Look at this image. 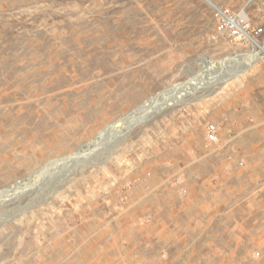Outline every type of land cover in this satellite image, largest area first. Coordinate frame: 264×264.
Listing matches in <instances>:
<instances>
[{
	"label": "rangeland",
	"instance_id": "rangeland-1",
	"mask_svg": "<svg viewBox=\"0 0 264 264\" xmlns=\"http://www.w3.org/2000/svg\"><path fill=\"white\" fill-rule=\"evenodd\" d=\"M211 1L0 0V190L193 79L1 203L0 264H264V0Z\"/></svg>",
	"mask_w": 264,
	"mask_h": 264
},
{
	"label": "bare ground",
	"instance_id": "bare-ground-1",
	"mask_svg": "<svg viewBox=\"0 0 264 264\" xmlns=\"http://www.w3.org/2000/svg\"><path fill=\"white\" fill-rule=\"evenodd\" d=\"M208 1H210L213 4V2L211 0H208ZM259 47L260 48L257 51H255L254 53H251L249 55L250 60H252V61L259 60L262 56H264V45L263 44H259ZM214 63L215 62H212V63L209 64V62L207 63L206 61L203 60V66L212 67V66H214ZM192 83H193V79H191L190 82L185 83V84H177L176 86L173 87V89H171L168 92L162 94L161 97H159V98H151L149 100L148 104L141 106L136 111H133L130 115L125 116L118 123L112 124L109 127L105 126L106 128H104L103 132L100 131L99 132L100 134L97 135L95 138L84 142V146L82 147V149L80 151H76V152H74V153H72L70 155H67V156L56 158L55 160H52L51 162H49L47 165H45V166L39 168L38 170H36L28 178L21 179V180H19L17 182H14L15 184L10 185L9 187H7V188H5L3 190H0V204L5 202V201L11 200L19 192H22V191L26 190V188L35 186L38 182H40V180L45 175H47L48 173L52 172V170H54V168L58 167L59 165H61V164H69L70 165L71 163H74V162L78 161L79 159H81V160L83 159L84 160L88 155H90V153L95 148H97V146H99L101 144L102 141L105 140L106 136H108V138H109V136H110L109 134H111L112 132L120 133L121 129L124 128V126H127L130 123H132L133 120H135V118L140 113L148 111L155 102L160 101V100L167 101L169 97L176 96L185 87H187L188 85H191ZM12 202H15V201H12Z\"/></svg>",
	"mask_w": 264,
	"mask_h": 264
},
{
	"label": "built area",
	"instance_id": "built-area-1",
	"mask_svg": "<svg viewBox=\"0 0 264 264\" xmlns=\"http://www.w3.org/2000/svg\"><path fill=\"white\" fill-rule=\"evenodd\" d=\"M219 20L226 34L234 40H253L262 31V26L255 27L243 9H234L228 5L215 6ZM218 126L211 123L208 128V137L215 141L218 139Z\"/></svg>",
	"mask_w": 264,
	"mask_h": 264
},
{
	"label": "water",
	"instance_id": "water-1",
	"mask_svg": "<svg viewBox=\"0 0 264 264\" xmlns=\"http://www.w3.org/2000/svg\"><path fill=\"white\" fill-rule=\"evenodd\" d=\"M203 60L206 61L207 63L209 62V64L212 63V62H211L208 58H206V57L203 58ZM217 63H218V62H215V63H214V66H215ZM212 65H213V64H212ZM202 69H204V66H203ZM190 80H191V79L187 80L186 82H179V83H176L174 86H176L177 84H185V83H188V82H190ZM174 86L170 87L169 89H166V90H164V91L159 92L158 94H156V95L150 97L148 100H150L151 98H159V97H161L162 94H164V93L168 92L169 90L173 89ZM137 109H138V108H137ZM137 109H136V110H137ZM136 110H134V111H136ZM132 112H133V111H130V112L128 113V115H130ZM128 115H126V116H128ZM120 119H121V118H120ZM120 119L117 120V121H115V122H113V123L108 124L106 127H109V126L112 125V124L118 123V122L120 121ZM106 127H104V128H106ZM104 128L101 129V132L104 131ZM99 134H100V133H98V135H99ZM83 146H84V143L81 144L80 147H79L76 151H80V150L82 149ZM76 151H75V152H76Z\"/></svg>",
	"mask_w": 264,
	"mask_h": 264
},
{
	"label": "crops",
	"instance_id": "crops-1",
	"mask_svg": "<svg viewBox=\"0 0 264 264\" xmlns=\"http://www.w3.org/2000/svg\"><path fill=\"white\" fill-rule=\"evenodd\" d=\"M229 6V5H228ZM230 7H232V8H234L233 6H230ZM234 9H236V8H234ZM237 111H231V109L227 112V117H229L230 119H234V120H239V121H241L242 119H243V113H242V110H241V112H237ZM236 113V114H235ZM229 121V120H228ZM219 129V128H218ZM219 131V130H218ZM220 134V133H219Z\"/></svg>",
	"mask_w": 264,
	"mask_h": 264
}]
</instances>
